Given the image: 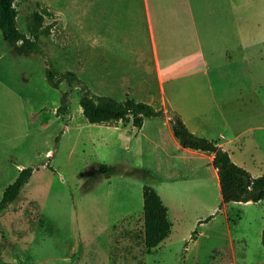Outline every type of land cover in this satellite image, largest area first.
Instances as JSON below:
<instances>
[{
	"label": "rangeland",
	"instance_id": "374dc122",
	"mask_svg": "<svg viewBox=\"0 0 264 264\" xmlns=\"http://www.w3.org/2000/svg\"><path fill=\"white\" fill-rule=\"evenodd\" d=\"M250 1L237 11L240 24L264 27V4ZM14 5L20 31L29 34L30 15L38 11L49 35L39 36V51L12 66L17 74L23 71L24 98L15 112L6 114L0 198L17 175L10 176L16 166L24 163L33 171L17 198L0 213V264L264 262V203H222L210 166L201 162L190 180L187 160L182 164L168 155L174 153V145L163 115L144 118L142 130L131 121L90 123L78 103L79 86L62 80L54 88L46 81L49 65L59 72L73 71L91 94L118 101L133 98L167 110L140 0H14ZM6 50L10 48L0 35V55L11 56L1 54ZM7 68V63H0V75L10 84ZM211 84L225 104L212 114L219 120L226 117L229 125L225 129L224 121L213 120L207 131H241L243 168L252 176L263 174L264 130L256 127L264 121V80L254 90L244 79L212 78ZM208 88L206 80L186 85L190 96L210 92ZM64 92L68 107L57 114ZM39 102L43 104L32 110ZM160 177H172V189L179 186L180 191L166 194L168 183L157 184L172 227L164 241L145 253L142 185ZM208 216L212 217L198 223Z\"/></svg>",
	"mask_w": 264,
	"mask_h": 264
},
{
	"label": "crops",
	"instance_id": "0c3cea01",
	"mask_svg": "<svg viewBox=\"0 0 264 264\" xmlns=\"http://www.w3.org/2000/svg\"><path fill=\"white\" fill-rule=\"evenodd\" d=\"M248 2L251 1L237 0L232 3V0H140L151 60L161 93L169 105L167 109L177 112L186 127L195 135L215 140L229 153L232 161L241 167H245L240 158L242 144L239 143V140L242 133L239 130L227 133L225 129H228L229 124L226 117L220 116L221 120H219L216 113L212 114L225 104L221 105L219 98L222 95L220 96L218 94L220 91H216L212 87L211 81L212 78L216 81L219 78H229L231 81L249 80L254 90L258 86L260 87L264 80V27L260 24L256 26L241 25L240 15L237 13ZM260 2L264 4V0H260ZM232 20H234V26H231ZM243 20L245 21V19ZM8 53L11 56L0 55V63H7V71L10 72V84L0 75V145L1 142H4L5 145L7 111L14 110L15 112L24 98L23 89L21 90L22 79H20V74L23 71L19 70L17 74V71H12V66L23 57H29V55H18L13 49L8 52L7 50L3 51L1 54L7 55ZM3 74L7 76V73ZM21 77L24 78L23 75ZM193 80H206L210 92L201 91L197 95L193 93L190 96L186 85L187 82ZM202 86L204 87V84ZM238 91L241 94V90ZM234 94L235 92L232 97L235 96ZM224 95L226 96V94ZM42 104L39 102L38 107H34L32 110L37 111ZM163 111V125L174 145V153L168 155L172 159L181 160L182 164H185L184 159L187 160L186 163H189L186 164L189 167L188 176L192 181V177L196 176L200 162L209 165L210 172L207 166H205L206 170L219 187L217 173L212 165V153L180 146L172 134L170 123L165 114L166 110ZM145 119L139 128L141 130L144 127ZM213 120L221 123L224 121L225 129L217 130L214 134L208 132L207 129L211 127ZM256 128L263 131L264 121ZM259 141L262 142V137L259 138ZM2 151L4 152L3 156ZM2 151L0 149V174L4 170L1 169V160L4 163L6 161L5 147ZM26 165L22 163L20 168L28 167ZM20 168L16 166L10 176L18 174L17 172L22 169ZM259 175H264V173ZM194 181L198 182L196 179ZM161 182L168 183L170 186V189L163 190L166 194L176 195L180 188L176 186L172 189L176 182L172 180V177H160L153 181V184L150 183L166 205L169 217L168 205L165 203L162 193L157 189V184Z\"/></svg>",
	"mask_w": 264,
	"mask_h": 264
},
{
	"label": "trees",
	"instance_id": "16d2710c",
	"mask_svg": "<svg viewBox=\"0 0 264 264\" xmlns=\"http://www.w3.org/2000/svg\"><path fill=\"white\" fill-rule=\"evenodd\" d=\"M16 16L17 9L14 0H0V35L6 45L22 56L39 51V36L49 35V28L43 26V15L38 11L32 12L28 23V35L18 29ZM45 75L50 87L57 88L62 80H66L69 85L79 86L78 103L82 115L90 123L114 125L119 121H131L133 126L139 129L144 118L164 115L162 109H154L151 105L133 98L118 101L109 96L91 94L73 71L59 72L48 65ZM67 94V92L62 94L60 105L56 109L57 114L66 112ZM165 114L172 134L180 146L212 153V165L217 173L222 203L240 201L264 203V175H250L246 169L234 163L229 153L215 140L192 133L174 110L168 108ZM112 169L113 167L109 166V170ZM32 171L31 167L22 168L14 180L4 188L0 198V213L17 198L23 185L28 182ZM142 216L144 251L151 253L170 234L172 224L166 205L157 191L148 184L142 185ZM211 217L208 216L198 223L206 222ZM196 234L197 231L194 230L191 234L192 240L196 238ZM261 243L264 247V227L261 232ZM137 264L145 263L139 261ZM251 264H264V262Z\"/></svg>",
	"mask_w": 264,
	"mask_h": 264
}]
</instances>
